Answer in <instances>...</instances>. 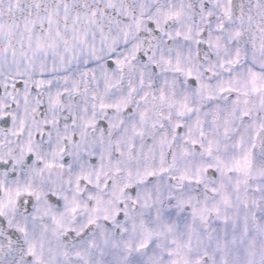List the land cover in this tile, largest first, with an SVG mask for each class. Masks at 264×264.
<instances>
[{"label":"flooded vegetation","instance_id":"af4514ba","mask_svg":"<svg viewBox=\"0 0 264 264\" xmlns=\"http://www.w3.org/2000/svg\"><path fill=\"white\" fill-rule=\"evenodd\" d=\"M232 1L58 0L8 18L0 0V215L20 264H159L179 223L205 246L173 264H218L217 201L249 214L264 264V69Z\"/></svg>","mask_w":264,"mask_h":264},{"label":"rangeland","instance_id":"374dc122","mask_svg":"<svg viewBox=\"0 0 264 264\" xmlns=\"http://www.w3.org/2000/svg\"><path fill=\"white\" fill-rule=\"evenodd\" d=\"M87 44L89 45L90 43ZM94 45L95 44H92L91 48V50L94 51L93 56H97L100 53L106 51V47L100 49L98 46L93 47ZM84 51L89 52L90 49H85ZM93 56H91L90 58H92ZM82 57L83 56L81 54V58ZM99 72L102 75L103 95L105 97V102L110 103L111 100L107 96L109 93V81L107 80V77L104 75L101 69H99ZM169 80L170 77H166L163 79V81L165 82H169ZM147 149H149L150 151L154 149V151L157 153L156 146L154 144L149 145V148ZM149 191L150 188L147 189V195ZM224 202L217 201L215 207H219L223 210V212H226L225 216L230 218L231 224L223 227L220 230L222 232V238L219 241L221 246L217 248L218 252H216L215 258L218 260V264H222L223 262H226L225 264H252L260 255H255L256 252H260V243L258 236H256L255 232L253 231V224H251L250 216L247 212L241 210L239 202H233L234 205L232 207L230 206L229 208H227L229 204H227L226 202L225 206ZM194 230L196 231L195 228ZM147 237L148 235H146L142 240L148 239ZM187 244L192 245L193 247L198 249H202L205 246L203 237H199L195 240H190L189 237H186L183 228L179 223L177 226V230H173L171 233H168L167 238L161 241V246L159 245L156 248L154 259L159 264H173L176 258V253H179L181 251L183 252L184 247ZM109 246L110 245L104 243L101 245L102 257L107 254ZM169 252L172 253L173 257L170 258ZM119 254L120 251L116 250L115 258L120 259ZM108 262L110 261L101 264H106ZM97 263H100V261H97ZM115 264L119 263L115 262Z\"/></svg>","mask_w":264,"mask_h":264},{"label":"water","instance_id":"95a60500","mask_svg":"<svg viewBox=\"0 0 264 264\" xmlns=\"http://www.w3.org/2000/svg\"><path fill=\"white\" fill-rule=\"evenodd\" d=\"M6 11L8 18L19 16H38L49 11L58 0H8ZM68 1V0H63ZM241 5L240 17L242 29L239 43L249 61L257 68L264 69V0H233V16ZM263 20L256 19L260 12ZM238 12V11H237ZM23 247L21 238L7 226L6 219L0 215V264H19Z\"/></svg>","mask_w":264,"mask_h":264}]
</instances>
